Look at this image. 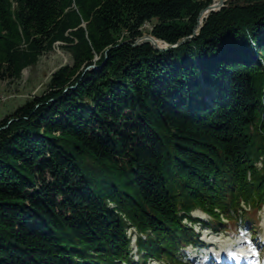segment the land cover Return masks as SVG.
<instances>
[{
  "label": "trees",
  "instance_id": "16d2710c",
  "mask_svg": "<svg viewBox=\"0 0 264 264\" xmlns=\"http://www.w3.org/2000/svg\"><path fill=\"white\" fill-rule=\"evenodd\" d=\"M212 1L0 0V79L56 42L71 57L0 121V264H192L196 223L255 231L264 0H226L166 52L132 47L146 23L167 44L190 36Z\"/></svg>",
  "mask_w": 264,
  "mask_h": 264
},
{
  "label": "rangeland",
  "instance_id": "374dc122",
  "mask_svg": "<svg viewBox=\"0 0 264 264\" xmlns=\"http://www.w3.org/2000/svg\"><path fill=\"white\" fill-rule=\"evenodd\" d=\"M152 27V23L142 26V35H150ZM35 64V66L24 69L18 79L9 77L0 79V121L12 114L27 100L45 94L51 74L59 67L71 64V57L66 50L62 49V43L56 42L53 49L44 53ZM257 166L259 167L261 164L257 163ZM248 214L257 220L254 232L248 226L241 233H236L232 231L214 232L200 228L198 223L193 225L194 230L199 232L200 239L206 248L200 251L187 248L190 258L194 260L192 264H225L226 262H228L227 264H264V206L261 210H257L255 215L253 212H248ZM191 215L203 222L208 221V217L198 210ZM222 221L229 224L226 218H223ZM127 235L131 237L132 255H134V259H137L135 254L136 236L133 229L127 230ZM252 235H254L253 238ZM250 248L254 249V255L250 252ZM147 264L164 263L150 260Z\"/></svg>",
  "mask_w": 264,
  "mask_h": 264
},
{
  "label": "water",
  "instance_id": "95a60500",
  "mask_svg": "<svg viewBox=\"0 0 264 264\" xmlns=\"http://www.w3.org/2000/svg\"><path fill=\"white\" fill-rule=\"evenodd\" d=\"M226 0H213L211 4L206 6L205 8L201 9L199 11V14L197 15L196 19V25L194 26V29L192 30V34L190 36L184 37L180 40H178L175 44H167L160 39H156L152 35L149 34H143L141 37H137L132 44V47H138V46H143L144 44H149L154 50L158 52H166L170 49H174L179 47L180 45L190 41L193 39L195 36L199 34V29H201L204 25V20L208 18L209 14L211 12L216 13L219 12L225 5H226ZM160 43V45L158 44ZM89 69H98L96 66H91L86 68V70ZM11 121V120H10Z\"/></svg>",
  "mask_w": 264,
  "mask_h": 264
},
{
  "label": "snow or ice",
  "instance_id": "6c2138e0",
  "mask_svg": "<svg viewBox=\"0 0 264 264\" xmlns=\"http://www.w3.org/2000/svg\"><path fill=\"white\" fill-rule=\"evenodd\" d=\"M250 252H251L253 255L255 254L254 249H251V248H250Z\"/></svg>",
  "mask_w": 264,
  "mask_h": 264
},
{
  "label": "bare ground",
  "instance_id": "6f19581e",
  "mask_svg": "<svg viewBox=\"0 0 264 264\" xmlns=\"http://www.w3.org/2000/svg\"><path fill=\"white\" fill-rule=\"evenodd\" d=\"M160 45V43H158Z\"/></svg>",
  "mask_w": 264,
  "mask_h": 264
}]
</instances>
